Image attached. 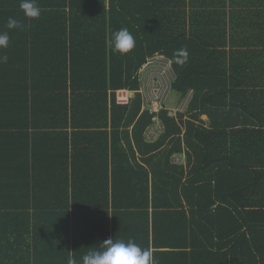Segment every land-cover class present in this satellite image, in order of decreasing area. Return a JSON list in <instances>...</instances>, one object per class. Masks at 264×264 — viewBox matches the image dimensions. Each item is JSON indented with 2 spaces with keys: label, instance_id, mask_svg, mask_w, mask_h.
I'll return each mask as SVG.
<instances>
[{
  "label": "trees",
  "instance_id": "obj_1",
  "mask_svg": "<svg viewBox=\"0 0 264 264\" xmlns=\"http://www.w3.org/2000/svg\"><path fill=\"white\" fill-rule=\"evenodd\" d=\"M38 3L30 20L0 0V264H81L110 237L158 264H264V0ZM157 54L188 102L146 143L139 71Z\"/></svg>",
  "mask_w": 264,
  "mask_h": 264
},
{
  "label": "clouds",
  "instance_id": "obj_2",
  "mask_svg": "<svg viewBox=\"0 0 264 264\" xmlns=\"http://www.w3.org/2000/svg\"><path fill=\"white\" fill-rule=\"evenodd\" d=\"M20 10L26 19L36 20L41 15V8L38 0H20ZM6 28L8 30H22L24 24L12 17H9ZM10 36L7 31H0V50L9 47ZM136 41L131 32L122 27L112 32L110 36V47L114 54L121 56L132 52ZM189 58L186 48H181L174 53V63L182 66ZM8 56L0 55V63H7ZM102 247L88 251L83 257L81 264H158L152 252L142 248L131 239H114L113 237L101 242ZM68 264H76V261L69 258Z\"/></svg>",
  "mask_w": 264,
  "mask_h": 264
},
{
  "label": "built area",
  "instance_id": "obj_3",
  "mask_svg": "<svg viewBox=\"0 0 264 264\" xmlns=\"http://www.w3.org/2000/svg\"><path fill=\"white\" fill-rule=\"evenodd\" d=\"M140 89L144 108L148 109L152 117V128L147 132L148 141L163 131L164 127L160 121L158 113L165 108L166 100L172 92V84L176 79L171 61L163 55H155L149 58L139 71ZM130 94L127 91L116 93V102L118 104H127ZM188 97L183 102L181 109L169 110L168 116L173 117L177 112H183Z\"/></svg>",
  "mask_w": 264,
  "mask_h": 264
},
{
  "label": "crops",
  "instance_id": "obj_4",
  "mask_svg": "<svg viewBox=\"0 0 264 264\" xmlns=\"http://www.w3.org/2000/svg\"><path fill=\"white\" fill-rule=\"evenodd\" d=\"M143 109H144V107L142 106L141 110L143 111ZM164 110H166V111L169 112V109H164ZM149 113H150V112H149ZM159 113H160V112H159ZM159 113H158V115H159ZM178 113H183V112H177L173 117L176 118ZM150 114H151V113H150ZM152 115H153V114H152ZM206 126H207V125H206ZM151 128H152V125L149 126L148 130H147L146 133H145V136H146L147 132H148ZM160 134H161V132L158 133V134L153 138V140H151V141H148V140L146 139V137H145V142H146V143H152V142L156 141L157 138L160 136ZM257 157H258V158H264V152H260V151H259V153L257 154ZM172 158H173V159H172V162L175 163V164H184V163H185V159H184L185 156H184V154H181V155H175V156H173ZM103 241H104V240L102 239L101 242H103Z\"/></svg>",
  "mask_w": 264,
  "mask_h": 264
},
{
  "label": "rangeland",
  "instance_id": "obj_5",
  "mask_svg": "<svg viewBox=\"0 0 264 264\" xmlns=\"http://www.w3.org/2000/svg\"><path fill=\"white\" fill-rule=\"evenodd\" d=\"M185 99L186 98L183 99L178 93L172 91L166 100L165 108L169 110L181 109Z\"/></svg>",
  "mask_w": 264,
  "mask_h": 264
}]
</instances>
